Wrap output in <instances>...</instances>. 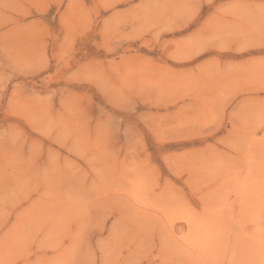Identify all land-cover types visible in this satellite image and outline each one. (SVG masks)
Masks as SVG:
<instances>
[{"label":"rangeland","instance_id":"1","mask_svg":"<svg viewBox=\"0 0 264 264\" xmlns=\"http://www.w3.org/2000/svg\"><path fill=\"white\" fill-rule=\"evenodd\" d=\"M0 264H264V0H0Z\"/></svg>","mask_w":264,"mask_h":264},{"label":"bare ground","instance_id":"2","mask_svg":"<svg viewBox=\"0 0 264 264\" xmlns=\"http://www.w3.org/2000/svg\"><path fill=\"white\" fill-rule=\"evenodd\" d=\"M263 243V242H262Z\"/></svg>","mask_w":264,"mask_h":264}]
</instances>
